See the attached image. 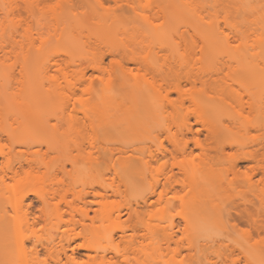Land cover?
I'll return each mask as SVG.
<instances>
[{
  "label": "rangeland",
  "instance_id": "1",
  "mask_svg": "<svg viewBox=\"0 0 264 264\" xmlns=\"http://www.w3.org/2000/svg\"><path fill=\"white\" fill-rule=\"evenodd\" d=\"M190 1L0 0V8L13 9L20 29L15 82L17 118L30 124L27 129L16 124L11 137L13 163L19 166V161L32 157L35 150L44 153L48 149V167L41 166L36 175L47 174L53 179L56 173L64 179V184L55 185L59 191L48 201L45 221L27 228L22 225L24 219L39 214L41 203L28 210L27 203L36 198L30 195L24 205H16L13 194L16 180L8 178V188L2 191V204L10 215L8 241L0 244V249H22L18 243L21 240L25 249H33L48 242L50 237H57L67 228L62 220L71 218L67 202L78 203L77 192L90 189L93 182L90 174L110 165L124 172L147 171L167 185L161 203L153 208L159 210L156 220L145 217L162 228H169L175 222V229H180L176 241L166 242L162 232L153 238L150 249L165 251L160 264H240L241 261L264 264V227L257 232L248 225L237 223L233 227L236 220L231 226L233 217L231 220L227 217L228 212L233 213L237 207L250 205L254 200L257 202L254 211L264 218V165L235 159L242 152L235 140L243 136V131L230 133L226 128L229 114L238 109L228 104V83L234 74L236 78L246 76L243 83L234 84L236 95L244 99L240 121L259 118L264 124L258 100L251 98L254 83L258 82L248 76V70L247 75L241 72L249 65L247 62L240 67L220 45V49L210 47V58H203L202 51H207L209 46L203 48L201 32L194 24L197 20L187 11ZM213 1L207 0V9L202 8L199 14L204 20L199 21L203 24L211 17L233 39L223 5L218 2L210 6ZM254 18L246 22L250 43L257 34ZM164 28L170 31L171 43L158 40L154 34ZM110 44L119 46V53L126 48L139 49L149 57L151 65L126 60L123 66L118 65L114 59H120L124 53L117 52L116 58L109 50ZM40 47H44L48 61L39 56L31 65L26 64L23 56ZM99 54L105 57V69H94L90 60L83 57ZM189 71L208 76L194 84L187 76ZM195 92L209 93L215 100V119L222 129L218 135L209 134L196 120L190 99ZM188 123L193 132L186 129ZM250 132L252 137L256 136L248 139L255 142L249 149L264 144V128ZM194 135L201 139L203 147L195 144ZM30 142L32 145L28 146L26 143ZM184 143L187 152L175 150ZM9 144L10 140L3 135L0 145L7 151ZM105 154L110 156L106 162ZM6 159L0 154V176L6 169ZM249 178L254 182L252 187ZM119 187V194L108 197L109 211L105 214L110 213L114 218L121 211V225L125 226L134 219L128 206L136 207L147 190L148 180L140 183L127 179ZM195 198L209 203L214 210L205 223L186 228L184 216L191 213L187 203ZM103 215L99 213L95 228L103 229L110 224L102 220ZM191 244L193 247L189 248ZM100 246L110 249L111 242L103 238ZM72 247H76L74 243ZM175 249L180 254L171 252ZM67 252L77 259H87L86 249Z\"/></svg>",
  "mask_w": 264,
  "mask_h": 264
},
{
  "label": "bare ground",
  "instance_id": "2",
  "mask_svg": "<svg viewBox=\"0 0 264 264\" xmlns=\"http://www.w3.org/2000/svg\"><path fill=\"white\" fill-rule=\"evenodd\" d=\"M218 2L223 5L226 23L231 33H233V39L230 37V33L222 31L220 26L211 20V17V21H204L203 24L199 21L204 20V17H201L200 13H202V8V10L207 9V0H191L189 10L187 9L190 16L193 15L192 18L197 20L194 24L201 32L203 48L209 46L206 49L207 51H202V55L205 54L203 58L209 59L210 50L216 49L217 47V49H225L230 59L236 60L240 67L243 68L247 62L249 65L243 68L245 71L241 72L245 74L247 72L250 73L248 76H253L258 82V84L256 82L254 83L255 90L251 98L255 97L258 100L260 113L264 114V0H215L213 5H210L209 2L208 5L214 6ZM13 15L14 11L12 8H0V79L4 80L3 83L0 82V86L2 87L0 93V99L2 98L0 100V138L5 135L10 140L7 151L0 145V154L7 158L6 169L3 175L0 176V244H6L8 241L7 223L10 221V215L9 211L2 204V191L4 188H8V178L16 180L13 186L16 205H24L25 201L30 199V195H35L36 198L30 199L27 203L28 210L34 209L36 203H41V206L38 208L40 211L39 214L33 213L34 216L32 218L26 216L24 219L22 225L27 228H30L40 220L45 221L48 201L52 198V195L59 191V188H55V185L64 184L63 177H58L56 173H54L53 179H49L47 174L36 175V172L40 170L41 166L48 167V149L44 153L41 149L35 150L32 153V157H27L23 161H19V166H15L13 163L14 144L11 141V137L17 129L16 124L18 123L19 127L24 129L30 126L29 123L18 121L17 118L19 105L17 103L15 82L16 65L20 58L18 52L20 29L17 27ZM251 17H255L254 22L258 26L256 28L257 34L250 43V35L246 28V22L253 20ZM223 33L225 34L223 35ZM154 34L159 37L158 40L161 39L163 42L171 43L169 29H157ZM218 45H220V48ZM38 49L35 50L36 52H32L31 50L23 56L22 59L26 64L31 65L34 62L33 60L39 56L46 57L48 61V54L43 52L44 47ZM109 50L112 54L115 53V57L117 52L118 54H122L121 52L123 51V57L120 55V59H114L120 66H123V61L125 60L132 63H140L144 66L151 65L149 57L144 55L139 49L133 47L126 48L119 53L121 50L120 47L110 44ZM83 57L90 60V65L94 69H101L104 65L105 57L103 54ZM103 68L105 69V67ZM124 68L126 67H123V70ZM246 70L248 71L246 72ZM204 75L193 71L187 72L188 78L194 84L199 80L204 81ZM245 77L239 76L236 78L235 74L232 77L230 76V82L228 83L230 91L228 104L234 109H238L236 113L229 114L226 128L230 133L243 131V136L235 140L242 149V152L234 156L235 159L262 162V165H264V144H261L259 147L253 146L254 148L249 149L255 142L254 140L248 141V139L256 136L254 135L252 137L250 130L255 129L261 131L264 128V124L259 118L250 119L251 121L248 118L244 119V121H248L247 123L240 121V109L244 105V99L241 95H236L234 84L243 83ZM209 79L207 80L209 81ZM141 89L144 90L143 87ZM203 91L206 93L207 90L204 89ZM205 93L198 94L195 92L191 94L190 99L195 106L192 112L196 116V120L208 130L209 134L216 136L222 130L215 119L216 115L214 111L216 109V102L214 99H211L209 93ZM186 129L189 132H193V127L190 123L187 124ZM193 140L197 146L203 147L204 143L198 136L194 135ZM26 144L28 146L32 145L31 142ZM51 144L53 145V143H49L48 145L52 146ZM187 149L188 146L185 143L181 147H175V150L182 152H187ZM205 152L206 155H209L206 150ZM108 159H110V156H106L105 154V162ZM58 171L62 172V168H59ZM22 174H24L22 177L16 179V177ZM90 176L93 177L90 189H81L76 194L78 203L74 201L67 202V211L71 213V218L62 220L67 226L62 233L57 237L52 236L48 238V242L41 243L40 247L35 245L33 249H25L23 240L18 242L22 249H0V264H160L162 257L165 256V251L164 249H150L154 243L153 238L162 232L166 242L176 241L175 237L178 235L177 233L180 229H175V222L169 228H162L157 223L153 224L147 221L145 217L148 216L149 220H156L159 210L153 208L161 203L165 191L168 188L167 185L147 171L124 172L115 170L110 165H107L103 169H96ZM150 176L152 177L149 180ZM127 179L138 180L140 183L148 180V187L146 192L136 202V207L128 206L133 212L134 219L131 223L123 226L120 221L121 211L114 218L110 213H105L109 211L107 210L108 197L119 194L120 183H123ZM248 183L251 187L254 186L251 178H249ZM190 201L187 205L190 207L191 213L189 216H184V221L186 228H195L206 222L208 214H211L214 208L209 203L197 198ZM256 205L257 202L252 200L250 205L239 206L233 213L228 212L227 215L230 216L227 217L230 220L233 217L232 221L227 218L231 222L230 225H234L232 222L236 220V225L233 227H237V223L238 225L241 224V226L248 225L254 232L264 227V218L254 211ZM99 213L104 214L102 220L110 222L103 229L95 228V221L99 218ZM76 214H79L80 218L76 219ZM30 238V236H26V239ZM57 238L58 241L56 242ZM103 238L111 242L110 249H104L106 247L100 246ZM73 243L76 247L71 248ZM191 247H193V244L189 246V248ZM76 248L86 249L88 251L86 254L87 259H77L67 252L68 249ZM171 252L174 255L180 254L179 249L172 250Z\"/></svg>",
  "mask_w": 264,
  "mask_h": 264
},
{
  "label": "snow or ice",
  "instance_id": "3",
  "mask_svg": "<svg viewBox=\"0 0 264 264\" xmlns=\"http://www.w3.org/2000/svg\"><path fill=\"white\" fill-rule=\"evenodd\" d=\"M240 264H244V262H243V261H241V262H240Z\"/></svg>",
  "mask_w": 264,
  "mask_h": 264
}]
</instances>
